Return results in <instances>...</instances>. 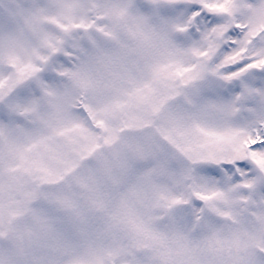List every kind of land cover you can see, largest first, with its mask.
Listing matches in <instances>:
<instances>
[{"label": "rangeland", "instance_id": "rangeland-1", "mask_svg": "<svg viewBox=\"0 0 264 264\" xmlns=\"http://www.w3.org/2000/svg\"><path fill=\"white\" fill-rule=\"evenodd\" d=\"M37 2L0 0V75L11 77V83L8 76L0 81V88L24 76L41 37L55 36L62 22L92 15L95 0H40L43 7ZM218 9L231 18L253 4L223 0ZM244 22L252 26L247 45L264 30V6ZM117 31L115 47L96 52L87 74L70 73L63 94L46 93L16 105L12 110L23 117L19 123L0 120V264H119L130 246L162 264L184 257L180 238H159L149 206L153 188L177 182L172 146L243 154L261 139L253 122L244 119L229 123L227 116L194 135L172 116L162 125L165 135L171 130L165 143L161 129L149 126L158 115L153 105L167 88H137L149 61L173 52L171 34L163 22L131 14ZM85 94L90 119L78 111ZM254 123L264 127L258 117ZM209 128L231 131L217 135ZM247 155L264 166V154Z\"/></svg>", "mask_w": 264, "mask_h": 264}, {"label": "snow or ice", "instance_id": "snow-or-ice-1", "mask_svg": "<svg viewBox=\"0 0 264 264\" xmlns=\"http://www.w3.org/2000/svg\"><path fill=\"white\" fill-rule=\"evenodd\" d=\"M223 0H95L92 15L59 25L55 36L41 37L36 57L24 76L0 88V120L19 123L23 117L12 109L26 106L33 98L64 93L72 72L87 74L94 54L115 47L117 29L126 15L144 16L168 28L173 52L149 61L137 91H155L163 84L167 95L153 105L158 113L149 127L161 129L176 117L192 134L200 135L205 125L236 119L250 122L261 139L243 154L226 149L210 155L187 145H174L172 168L175 184L151 190L149 206L160 229L159 238L178 237L187 253L166 264H264V166L247 153L264 154V30L245 44L251 25L244 21L264 0H251L253 9L244 15L222 12ZM37 7L44 5L38 0ZM88 7V6H85ZM235 19L236 23H231ZM228 24L230 26L225 27ZM254 30V28L252 29ZM176 50H182L184 55ZM24 70V65L19 66ZM8 76L0 75V81ZM54 88V91L52 89ZM79 114L88 117L87 94ZM225 135L230 129L209 128ZM257 133H253L255 139ZM119 264H162L149 252L130 246Z\"/></svg>", "mask_w": 264, "mask_h": 264}]
</instances>
